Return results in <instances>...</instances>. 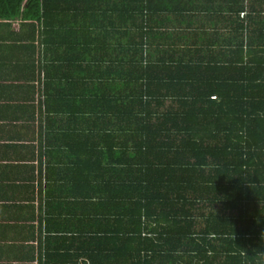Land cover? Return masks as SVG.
<instances>
[{
  "label": "trees",
  "instance_id": "1",
  "mask_svg": "<svg viewBox=\"0 0 264 264\" xmlns=\"http://www.w3.org/2000/svg\"><path fill=\"white\" fill-rule=\"evenodd\" d=\"M0 4L57 73L45 264H264V0Z\"/></svg>",
  "mask_w": 264,
  "mask_h": 264
},
{
  "label": "crops",
  "instance_id": "2",
  "mask_svg": "<svg viewBox=\"0 0 264 264\" xmlns=\"http://www.w3.org/2000/svg\"><path fill=\"white\" fill-rule=\"evenodd\" d=\"M25 7L24 1L21 13ZM42 28L25 14H0V264H45L47 249L60 245L46 237L47 220H61L62 209L71 205L61 203L62 182L48 170L61 137L46 134L40 120L45 89L57 80L53 64L46 66ZM65 179L63 188L75 182L74 174Z\"/></svg>",
  "mask_w": 264,
  "mask_h": 264
},
{
  "label": "rangeland",
  "instance_id": "3",
  "mask_svg": "<svg viewBox=\"0 0 264 264\" xmlns=\"http://www.w3.org/2000/svg\"><path fill=\"white\" fill-rule=\"evenodd\" d=\"M245 1H246V4L249 5V0H245ZM188 264H190V263H188Z\"/></svg>",
  "mask_w": 264,
  "mask_h": 264
}]
</instances>
